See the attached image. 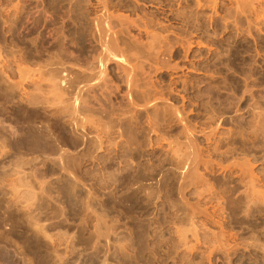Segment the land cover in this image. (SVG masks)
<instances>
[{"label":"rangeland","instance_id":"obj_1","mask_svg":"<svg viewBox=\"0 0 264 264\" xmlns=\"http://www.w3.org/2000/svg\"><path fill=\"white\" fill-rule=\"evenodd\" d=\"M104 3L113 15L132 19L127 20L131 27L124 20L122 28L117 19L108 21V32L114 28L116 34L106 29L103 39L109 35L113 41L97 32L107 25L98 17ZM99 22L103 26L94 27ZM149 34L162 46V53L153 52L158 58L148 48ZM103 41L117 45L108 47ZM114 55L122 56L121 64ZM143 77L164 98L153 106L145 103ZM90 81L97 86L92 82L94 88L81 96L88 104L84 108L80 97L76 105L86 126L79 122L77 130L87 137L74 148L63 146L59 128L73 115L65 103L74 104L68 99L76 86ZM0 82V264H23L14 255L30 256L28 264H264V0H0ZM46 87L52 88L53 100ZM57 92L56 97L69 96L65 103L67 97L60 98L64 105L54 98ZM35 116L47 124L36 122ZM4 121L18 130L15 135ZM23 202L32 205L27 208Z\"/></svg>","mask_w":264,"mask_h":264},{"label":"bare ground","instance_id":"obj_2","mask_svg":"<svg viewBox=\"0 0 264 264\" xmlns=\"http://www.w3.org/2000/svg\"><path fill=\"white\" fill-rule=\"evenodd\" d=\"M103 1H104V0H103ZM101 2H102V1H101ZM98 4H100V3H98ZM107 5H108L107 3H104V4H103V8H102L103 10H102V11H105V13H104V12L102 13V11H101V13H102V14H105V15H101V13H100V15L102 16V17H101L100 15L97 14L98 17H100L99 19H101L100 21H102V19H103V20L105 19L106 21H104V22H106V24H107L109 20L112 21V19H113V20L117 19L116 21L119 23V26L122 28L124 22H125V25H124V26H126L127 23H128V21L130 22V21L132 20L131 17L128 18V17H127L126 15H124V14H121V15H120V14H119L120 12H119L118 14H119L120 16H124V17L120 18V16H118V15H116V14L113 15L112 12H110V11H109V8H108V7H110V5H109V6H107ZM98 6H99V5H98ZM111 6H112V5H111ZM117 9H118V8H117ZM124 9H125V8H124ZM98 10H99V9H98ZM118 10H119V9H118ZM113 12H114V11H113ZM122 13H123V12H122ZM125 16H126V17H125ZM93 17H94V16H93ZM98 17H97V18H98ZM95 18H96V17H95ZM127 18H128V19H127ZM136 18H137V17H136ZM136 18H135V19H136ZM92 19H93V18H92ZM99 19H97V20L99 21ZM129 19H131V20H129ZM138 19H139V18H138ZM93 20H95V19H93ZM124 20H125V21H124ZM127 20H128V21H127ZM139 20H140V19H139ZM139 20H137V21H138V22H141V21H139ZM91 21H92V20H91ZM111 21H110V22H111ZM123 21H124V22H123ZM134 21H135V20H133V22H134ZM92 22H93V21H92ZM110 22H109V23H110ZM131 22H132V21H131ZM135 22H136V21H135ZM95 23H97V22L94 21V24H95ZM102 23H103V22H102ZM102 23L99 22V23L96 24V26H94V27H97V25H99V26H98V28H99L100 25H102ZM143 23H144V25H145V22H143ZM147 23H148V22H147ZM91 24H93V23H91ZM130 24L133 25L132 23H129L128 25H130ZM103 25H104V27H103V28L101 27V28H102L101 32L98 31V30H100V29L97 30L98 33H102V36H101V34H98L99 36L102 37V39H103V32H102V31H104V30L106 31V29H107V32H108V28H109V24L105 25V24L103 23ZM103 25H102V26H103ZM128 25H127V26H128ZM131 25H130V27H131ZM136 25H137V23H136ZM136 25H135V27H138V26H136ZM140 25H142V23H141ZM105 26H106V28H105ZM111 27H114V25H112ZM115 27H116V26H115ZM139 27H140V26H139ZM141 27H142V26H141ZM92 28H93V26H92ZM104 28H105V29H104ZM132 28H133V27H132ZM143 28H144V26H143ZM143 28H142V31H144L145 29H147V27H146L144 30H143ZM109 29H110V28H109ZM113 29H114V28H113ZM113 29H112V32L115 33L116 29H114L115 31H113ZM127 29H128V27H127ZM127 29H126V33L128 32ZM137 29H138V28H137ZM117 30H118V29H117ZM120 30H121V29L119 28V31H120ZM55 31H56V30H55ZM61 32H62V31H61ZM107 32H105V33L107 34ZM109 32H110V30H109ZM109 32H108V33H109ZM146 32H147V30H145V33H146ZM148 32H149V31H148ZM148 32H147V33H148ZM105 33H104V34H105ZM114 33H111V32H110V34H112V35H113ZM117 33L120 34V32H118V31H117ZM126 33H125V34H126ZM93 34H94V32H93ZM115 34H116V33H115ZM127 34H128V33H127ZM139 34H140V33H139ZM91 35H92V34H91ZM117 35H118V34H117ZM122 35H123V34H122ZM149 35H150V37H152V38H151V40H150L151 42L149 41V42H150V46H148V48L150 47L149 49H153V50H152V53H153V52H154V53L161 52L162 50H160V48H161L162 46L160 45V43H159V44H156L155 41H156L157 39H156V40L154 39V38H156V37H154V36H156V35H155V34H154V35H153V34H149ZM151 35H153V36H151ZM61 36H62V35H61ZM95 36H96V35H95ZM99 36H98V38H100ZM105 36H106V35H104V39H105L106 37H108V40H107V41H109V39H110V41H113V40H114V38L112 39L109 35H107L106 37H105ZM118 36H119V35H118ZM161 37H162V36H161ZM164 37H165V36H164ZM65 38H66V37H65ZM122 38H124V37H122ZM157 38L161 39L160 36H158ZM62 39H63V37H62ZM102 39H101V40H102ZM104 39H103V40H104ZM115 39H116V38H115ZM126 39H127V38H126ZM134 39H135V38H134ZM152 39H154V41H153ZM159 39H158V40H159ZM64 40H65V39H64ZM95 40H97V39H95ZM129 40H130V39H129ZM163 40H164V39H163ZM165 40H166V38H165ZM99 41H100V40H99ZM105 41H106V39H105ZM105 41H103V43H105V44L107 43V44H106L107 46H108V43H109V44H111L112 47H114V48H115V46L117 45V43L119 42V41H117V39H116L117 43H116V42H105ZM124 41H125V40H124ZM127 41H128V40H127ZM95 42H96V41H95ZM101 42H102V41H101ZM122 42H123V41H122ZM122 42H121V43H122ZM152 42H153V43H152ZM154 42H155V43H154ZM163 42L165 43V41H163ZM163 42H161V44H162ZM97 43H98V42H97ZM103 43H102V46H103ZM113 43H115V44L113 45ZM157 43H158V42H157ZM33 44H34V43H33ZM124 44H125V43H124ZM131 44H132V43H131ZM146 44H147V43H146ZM153 44H154V45H153ZM106 45H105V46H106ZM132 45H133V44H132ZM140 45H142V43H141ZM143 45H144V44H143ZM155 45L157 46V48H158L159 45H160V48H158L157 51L154 49V48H155ZM162 45H163V44H162ZM63 46H64V45H63ZM65 46H66V45H65ZM102 46H101V47H102ZM107 46H106V47H107ZM144 46H145V45H144ZM144 46H143V47H144ZM106 47H105V48H106ZM108 47H110V45H109ZM112 47H111V48H112ZM145 47L147 48V45H146ZM58 48H59V47H58ZM103 48H104V47H103ZM146 48H145V50H146ZM157 48H156V49H157ZM62 49H63V48H62ZM139 49H140V48H139ZM149 49H148V50H149ZM60 50H61V49H60ZM65 50H66V49H65ZM108 50H110V49H108ZM121 50H123V49H121ZM121 50H120V51H121ZM124 50H125V49H124ZM137 50H138V49H137ZM143 50H144V49H143ZM145 50H144V51H145ZM148 50H147V53L149 52ZM159 50H160V51H159ZM14 51H15V50H14ZM102 51H103V50H102ZM102 51H101V52H102ZM112 51L115 52V51H117V49H116V50H115V49H114V50L112 49ZM42 52H43V51H42ZM68 52H70V51H68ZM106 52L108 53V51L105 50V53H106ZM110 52H111V51H110ZM117 52H118V51H117ZM117 52H116V54H117ZM123 52H124V51H123ZM135 52H136V51H135ZM34 53H35V52H34ZM107 53H106V54H107ZM111 53H112V52H111ZM120 53H121V52H120ZM126 53H127V52H126ZM152 53L150 52V54H152ZM154 53H153V54H154ZM161 53H162V52H161ZM161 53H160V54H161ZM38 54H39V51H38ZM62 54H63V53H62ZM70 54H71V53H70ZM118 54H119V53H118ZM121 54H122V53H121ZM132 54H133V53H132ZM132 54H130V56H132ZM137 54H139V51H138ZM150 54H149V56H150ZM12 55H13V54H12ZM64 55H65V54H64ZM112 55H113V54H112ZM134 55H135V54H134ZM134 55H133V56H134ZM157 55H158V54H157ZM162 55H163V54H162ZM55 56H56V54H55ZM66 56H67V55H66ZM71 56H72V55H70V57H71ZM109 56H110V55H109ZM109 56H108V57H109ZM114 56H115V55H114ZM118 56H119V55H118ZM118 56H115V57L118 58ZM122 56H123V54H122ZM122 56H121V57H122ZM130 56H129V58L131 59ZM149 56H148V57H149ZM154 56H155V58L157 57L155 54H154ZM164 56H165V54H164ZM46 57H47V56H46ZM57 57H58V56H57ZM75 57H76V56H75ZM100 57H102V54H101ZM111 57H112V56H111ZM121 57H120V58H121ZM127 57H128V56H127ZM127 57H126V58L124 57V58H125V59H128ZM137 57H138V56H137ZM151 57L154 58L153 55H152ZM8 58H9V57H8ZM102 58H103V57H102ZM116 58H115V59H116ZM120 58H118L119 60H117L118 63H119V61L121 60ZM149 58H150V57H149ZM155 58H154V60H156ZM157 58H158V57H157ZM168 58H169V57H168ZM58 59H59V58H58ZM58 59H57V60H58ZM143 59H144V58H143ZM146 59H147V58H146ZM161 59H162V58H161ZM161 59H160V61H161ZM4 60H5V59H4ZM45 60H46V59H45ZM49 60H50V59H49ZM51 60H52V59H51ZM72 60H73V59H72ZM101 60H104V59H101ZM157 60H158V59H157ZM164 60H165V59H164ZM166 60H167V59H166ZM22 61H23V60H22ZM60 61H61V60H60ZM97 61H98V60H97ZM114 61H115V60H114ZM123 61H124V60H123ZM17 62H18V61H17ZM50 62H52V61H50ZM70 62H71V61H70ZM101 62H102V61H101ZM127 62H129V61L127 60ZM133 62H134V61H133ZM136 62H137V61H136ZM154 62H155V61H154ZM162 62H163V61H162ZM164 62H165V61H164ZM44 63H45V62H44ZM64 63H65V62H64ZM83 63H84V62H83ZM95 63H96V62H95ZM99 63H100V62H99ZM102 63H103V65H104L105 62H102ZM115 63H116V62H115ZM130 63H131V62H130ZM137 63H138V62H137ZM167 63H168V62H167ZM16 64H17V63H16ZM25 64H26V63H25ZM27 64H28V63H27ZM52 64H53V63H52ZM61 64H62V63H61ZM61 64H60V65H61ZM86 64H87V63H86ZM120 64H121V61H120ZM131 64H133V63H131ZM4 65H5V64H4ZM7 65H8V64H7ZM49 65H50V64H49ZM53 65H54V64H53ZM66 65H67V64H66ZM135 65H136V64H135ZM139 65H140V64H139ZM165 65H166V64H165ZM15 66H19V67H21L20 65H15ZM22 66H23V65H22ZM28 66H29V65H28ZM28 66H27V67H28ZM54 66H55V65H54ZM69 66H70V65L68 64V67H69ZM73 66H74V65H73ZM73 66H72V67H73ZM82 66H83V65H82ZM117 66H118V64H117ZM119 66H121V65H119ZM24 67H25V66L22 67V70L26 68V67H25V68H24ZM37 67H38V66H37ZM37 67H36V68H37ZM45 67H46V66H45ZM45 67H44V68H45ZM59 67H60V66H59ZM59 67H58V68H59ZM78 67H79V66H78ZM93 67H94V66H93ZM123 67H124V66H123ZM127 67H128V66H127ZM132 67H133V65H132ZM132 67H131V68H132ZM16 68H18V67H16ZM28 68H29V67H28ZM28 68H27V69H28ZM30 68H31V67H30ZM36 68H34V70H35ZM38 68H41V67H38ZM44 68H42V69H44ZM47 68H48V66L46 67V69H47ZM52 68H54V67H52ZM61 68H62V66H61ZM80 68H82V67H80ZM87 68H88V67H87ZM96 68H97V67H96ZM121 68H122V67H121ZM135 68L137 69L136 66H135L133 69H135ZM148 68H150V66H148ZM2 69H3V68H2ZM9 69H10V68H9ZM14 69H15V68H14ZM54 69H56V68H54ZM70 69H71V68H70ZM75 69H76V68H75ZM77 69H79V68H77ZM98 69H99V68H98ZM122 69H123V68H122ZM128 69H129V68H128ZM128 69H125V70L127 71ZM139 69H140V68H139ZM139 69H138V70H139ZM142 69H144V68H142ZM142 69H141V71H142ZM151 69H152V68H151ZM155 69H156V68H155ZM7 70H8V69H7ZM16 70H17V69H16ZM31 70H32V69H31ZM39 70H40V69H39ZM44 70H45V69H44ZM65 70H66V69H65ZM73 70H74V69H73ZM84 70H86V69H84ZM88 70H89V69H88ZM101 70H102V69H101ZM18 71H19V69H18ZM18 71H17V72H18ZM23 71H24V70H23ZM27 71H28V70H27ZM63 71H64V70H63ZM79 71H80V69H79ZM79 71H78V72H79ZM98 71H99V70H98ZM102 71H103V70H102ZM102 71H100L101 74L104 73V72H102ZM105 71H106V70H105ZM118 71H119V70H118ZM123 71H124V70H123ZM126 71H125V73H126ZM133 71H134V70H133ZM136 71H137V70H136ZM19 72H21V71H19ZM29 72H31V71L29 70ZM29 72H26V73H29ZM33 72H34V73H37V72H35V71H33ZM51 72H52V71H51ZM60 72H61V71H60ZM66 72H67V71H66ZM69 72H70V71H69ZM71 72H72V71H71ZM80 72H83V71H80ZM92 72H93V71H92ZM94 72H95V70H94ZM128 72H129V71H128ZM128 72H127V73H128ZM137 72H138V71H137ZM139 72H140V71H139ZM2 73H3V72H2ZM13 73H14V71H13ZM26 73H24V74H26ZM38 73H40V72L38 71ZM41 73H42V72H41ZM41 73H40V75H41ZM43 73H44V72H43ZM57 73H58V72H57ZM62 73H63V72H62ZM88 73H89V72H88ZM95 73H96V72H95ZM95 73H93V74L95 75ZM100 73H99V74H100ZM125 73H124V74H125ZM127 73H126V74H127ZM129 73H130V72H129ZM132 73H133V72H132ZM147 73H148V71H147ZM154 73H155V72H154ZM7 74H8V73H7ZM19 74L24 75L23 72H22V73H19ZM31 74H32V73H31ZM50 74H51V73H50ZM69 74H70V73H69ZM73 74H75V72H74ZM82 74H83V73H82ZM91 74H92V73H91ZM91 74H90V77H91ZM93 74H92V75H93ZM97 74H98V73H97ZM99 74H98V75H99ZM106 74H107V72H106ZM126 74H125V75H126ZM130 74H131V73H130ZM130 74H129V75H130ZM133 74H134V73H133ZM133 74H131V75L133 76ZM136 74H137V73H136ZM136 74H134V75L136 76ZM144 74H145V73H144ZM144 74H143V75H144ZM1 75H2V74H1ZM42 75H43V74H42ZM51 75H52V74H51ZM56 75H57V74H56ZM66 75H67V74H66ZM77 75H78V74H77ZM104 75H105V73H104ZM104 75L102 74V75H100V76H101V77H105ZM140 75H141V74H140ZM143 75H142V76H143ZM148 75H149V74H148ZM150 75H151V72H150ZM150 75H149V76H150ZM152 75H153V73H152ZM33 76H34V75H33ZM60 76H61V73H60ZM60 76H59V78H60ZM62 76H63V75H62ZM64 76H65V75H64ZM73 76H74V75H73ZM126 76H128V75H126ZM138 76H139V75H138ZM8 77H9V76H8ZM27 77H28V75H27ZM27 77H26V78H27ZM29 77H31V76H29ZM53 77H55V76H53ZM57 77H58V76H57ZM57 77H56V78H57ZM66 77H67V76H66ZM69 77H70V76H69ZM86 77H87V76H86ZM106 77H107V76H106ZM1 78H3V77L1 76ZM6 78H7V77H6ZM21 78H22V77H21ZM24 78H25V77H24ZM31 78H32V77H31ZM38 78H39V76L37 77V79H38ZM41 78H42V77H41ZM41 78H40V79H41ZM44 78H45V76L43 77V79H44ZM67 78H68V77H67ZM74 78H76V77H74ZM77 78H79V77H77ZM98 78H99V77H98ZM107 78H108V77H107ZM125 78H126V77H125ZM128 78H129V77H128ZM134 78L136 79V77H134ZM134 78H133L132 80H133L134 82H136L137 80H135ZM139 78H140V77H139ZM146 78H147V77H143V79H142V81H143V82H142V86L146 88V89H144V91H143V92H144V95H145V93H146L145 96H147V98L145 97V99H146V102H145V103H146L147 105H149V102H150V106H153V105H155L154 102L157 101V103H158L160 100H162V99H164V98H163V97L161 98L162 94H160V90H159V92H158V91H157V88H156V89L154 88L155 86H153L152 81H151L149 78H148V79H146ZM12 79H13V78H12ZM19 79H20V78H19ZM40 79H39V80H40ZM48 79H49V78H48ZM48 79H47V80H48ZM82 79H83V77H82ZM87 79H88V78H87ZM95 79H96V78H95ZM95 79H94V81L96 82ZM105 79H106V78H105ZM121 79L123 80V78H121ZM126 79H127V78H126ZM1 80H2V79H1ZM13 80H14V79H13ZM13 80H12V81H13ZM17 80H18V78H17ZM22 80H23V79H22ZM26 80H28V78H27ZM32 80H33V79H32ZM39 80H38V81H39ZM41 80H42V79H41ZM53 80H54V78H53ZM64 80H65V79H64ZM66 80H67V79H66ZM97 80H98V82H99V79H97ZM107 80H108V79H107ZM138 80H139V79H138ZM8 81H9V80H8ZM18 81H20V80H18ZM59 81H60V80H59ZM62 81H63V79H62ZM75 81H77V80H75ZM78 81H79V80H78ZM94 81H92V82H94ZM100 81H101V79H100ZM102 81H103V78H102ZM109 81H110V80H109ZM109 81H108V82H109ZM127 81H128V80H127ZM14 82H15V81H14ZM14 82H12V84H15V86H16V84L19 85L18 82H17V83H14ZM23 82H25V81H23ZM33 82H34V81H33ZM33 82H32V83H33ZM40 82H41V81H40ZM43 82H44V81H43ZM57 82H58V81L55 82L56 85H57ZM82 82H83V81H82ZM82 82H81V83H82ZM90 82H91V81H90ZM92 82H91V83H86V82H85V84L82 83V84H83L82 86H81V85H80V86L77 85V86H76L77 89H76V87H75V89H76L75 91H76V92L72 94V96H73V95H74V96H73L72 98H71V96H70V97L68 96L69 99H68L67 96H65L67 93H66V94H63L65 97H64V96H61L62 94L60 95V93H59V97L57 96L59 99L56 97V95H57L58 92H59V91L57 90V88H58L59 86L61 87V85H57V88L55 89L56 91H58V92L55 94V96H54V98L56 99L57 103L60 102V98H61V97L63 98V100H64V98L67 97V98L65 99L64 103L67 101V99H68V100L72 99V101H73V103H74V104H71V105H70V101H68V102L65 103V104H68V106H69L68 109H69L70 107L73 109V111H71V113H72L73 115H71L70 112H69V114L72 116V117L70 118V122L68 121L70 124L68 123V125H67V124H66V125H64V124H63V125H60L59 133H58V131L56 130L57 133H58V137H59V139H60V142L63 144V146H64V145H66V146H67V145H70L71 147L74 148L75 146H77L76 144H78L77 141H84V139L87 137V136L85 137V134H83V135H84V136H83V135L77 130V129H79L78 126H79L80 124H82V127H81V128H83V127L85 126V124L83 125V122L81 123V122L79 121V119L81 118V116H80V115H77L78 110H77V106H76V105L78 104L77 102L80 103L79 99H80V97H81L82 95H84L83 92H87V93H88L90 88H94L95 85L97 86V83H95V82H94L95 84H94V86H93V85H92ZM104 82H106V81H104ZM128 82H130V81H128ZM134 82H133V84H134ZM137 82H138V81H137ZM139 82H140V80H139ZM0 83H1V82H0ZM20 83H22V81H20ZM37 83H38V82H37ZM50 83L53 84V82H50ZM59 83H61V81H60ZM69 83H70V82H69ZM69 83H68V84H69ZM71 83H74V82H71ZM112 83H113V82H112ZM140 83H141V82H140ZM2 84H3V83H2ZM23 84H24V83H23ZM27 84H28V83H27ZM38 84H39V83H38ZM41 84H42V83H41ZM48 84H49V83H48ZM99 84H100V83H99ZM99 84H98V85H99ZM104 84H105V83H104ZM109 84H110V83H109ZM125 84H126V83H125ZM128 84L131 86L130 83H128ZM133 84H132V85H133ZM20 85H21V84H20ZM33 85H34V84H33ZM49 85H50V84H49ZM49 85H48V86H49ZM53 85H54V84H53ZM53 85H52V87H53ZM63 85H64V84H63ZM63 85H62V86H63ZM65 85H66V84H65ZM71 85H72V84H71ZM74 85H75V84H74ZM105 85H106V84H105ZM105 85H104V86H105ZM110 85H111V84H110ZM113 85H116V84H113ZM126 85H127V84H126ZM134 85H135V88H136V89H135V88H134V89L137 90V86H138L137 83H135ZM1 86H2V85H1ZM6 86H7V85H6ZM23 86H24V85H23ZM31 86H32V85H31ZM46 86H47V85H46ZM50 86H51V85H50ZM9 87H10V86H9ZM43 87H45V86H43ZM54 87H56V86H54ZM69 87H70V86H69ZM100 87H101V86H100ZM100 87H99V88H100ZM13 88L15 89L14 85H13ZM17 88H18V87H17ZM17 88H16V89H17ZM19 88H20V87H19ZM41 88H42V87H41ZM97 88H98V87H97ZM110 88H111V87H110ZM116 88H118V87H116ZM116 88H115V89H116ZM131 88H132V87H131ZM23 89H25V88H23ZM44 89L47 90L48 87L43 88V90H44ZM59 89H60V91H61L62 88H59ZM140 89H141V88H140ZM9 90H10V89H9ZM11 90H12V88H11ZM30 90H32V89H30ZM30 90H29V91H30ZM46 90H44V91H46ZM48 90H49V91H48L49 93H48L47 91H46V92H47V94H49L48 96H51L50 91L52 90V88H51V89L49 88ZM90 90H91V89H90ZM100 90H101V89H100ZM104 90H105V89H104ZM104 90H103V91H104ZM108 90H109V89H108ZM116 90H117V89H116ZM130 90H131V89H130ZM142 90H143V89H142ZM13 91H14V90H13ZM16 91H17V90H16ZM18 91H19V90H18ZM21 91H22V90H21ZM39 91H40V90H38V92H39ZM56 91H55V92H56ZM62 91H64V90H62ZM101 91H102V90H101ZM106 91H107V90H106ZM109 91H110V90H109ZM109 91H108V92H109ZM30 92H32V91H30ZM36 92H37V90H36ZM40 92H41V91H40ZM40 92H39V93H40ZM42 92H43V91H42ZM53 92H54V89H53ZM55 92H54V93H55ZM65 92H66V91H65ZM92 92H93V90H92ZM116 92H117V91H116ZM126 92H127V91H126ZM126 92H125V93H126ZM135 92H136V94L138 93L137 91H135ZM143 92H142V93H143ZM20 93H21V92H20ZM32 93H33V92H32ZM32 93H31V94H32ZM54 93H53L52 95H54ZM61 93H63V92H61ZM87 93H86V94H87ZM97 93H98V92H97ZM100 93H101V92H100ZM125 93H124V94H125ZM132 93H133V90H132ZM17 94H18V93H17ZM41 94H42V93H41ZM44 94H45V93H44ZM89 94H90V93H89ZM89 94H88V95H89ZM111 94H112V92H111ZM122 94H123V93H122ZM122 94H120V95H122ZM129 94H131V93H129ZM10 95H11V93H10ZM21 95H22V94H21ZM88 95H87V96H88ZM95 95H96V94H95ZM95 95H94V97H95ZM101 95H102V94H101ZM138 95H139V94H138ZM18 96H19V95H18ZM25 96H26V95H25ZM25 96H24V97H25ZM39 96H40V95H39ZM42 96H43V94L41 95V97H42ZM102 96H103V95H102ZM104 96H105V95H104ZM104 96H103V97H104ZM127 96H128V95H127ZM139 96H141V95H139ZM142 96H143V95H142ZM142 96H141V97H142ZM22 97H23V96H22ZM84 97H85V96H84ZM96 97H97V96H96ZM98 97H99V96H98ZM103 97H102V98H103ZM105 97H106V96H105ZM130 97H131V96H130ZM46 98H47V96H46ZM48 98H49V97H48ZM48 98H47V99H48ZM51 98H52V96H51ZM51 98H50V99H51ZM81 98H83V97H81ZM99 98H100V97H99ZM122 98H123V97H122ZM21 99H22V98H21ZM41 99H42V98H41ZM84 99H85V98H83V100H84ZM109 99H111V98H109ZM128 99H129V98H128ZM128 99H127V101H128ZM143 99H144V98H143ZM145 99H144V100H145ZM44 100H45V99H44ZM51 100H53V98H52ZM58 100H59V101H58ZM63 100H61V102H60V104H62V105H64V104H63ZM90 100H91V98H90ZM96 100H97V99H95V101H96ZM106 100H107V99H106ZM16 101H17V100H16ZM23 101H24V100H23ZM46 101H47V100H46ZM48 101H49V100H48ZM48 101H47V102H48ZM54 101H55V100H54ZM54 101H52V102H54ZM97 101H98V100H97ZM41 102H42V101H41ZM43 102H44V101H43ZM81 102H82V100H81ZM125 102H126V101H125ZM131 102H132V101H131ZM133 102H134V101H133ZM147 102H148V103H147ZM161 102H162V101H161ZM45 103H46V102H45ZM71 103H72V102H71ZM82 103H83V102H82ZM86 103L88 104V101L86 102V99H85V102H84L85 106H84V108L86 107ZM99 103H100V102H99ZM129 103H130V102H129ZM38 104H39V103H38ZM47 104H48V103H47ZM52 104H53V103H52ZM55 104H56V102H55ZM55 104H53V105H55ZM58 104H59V103H58ZM92 104H93V103H92ZM127 104H128V103H127ZM130 104H131V103H130ZM130 104H129V105H130ZM151 104H152V105H151ZM160 104H161V103H160ZM1 105H2V104H1ZM49 105H50L49 107H52L51 104H49ZM56 105H57V104H56ZM62 105H61V106H62ZM72 105H73V106H72ZM80 105H82V104H80ZM80 105H79V106H80ZM102 105H103V104H102ZM134 105H135V104H134ZM143 105L146 106L145 104H143ZM8 106H9V105H8ZM16 106H18V105H16ZM44 106H46V105H44ZM79 106H78V107H79ZM88 106H89V105H88ZM135 106H137V104H136ZM135 106H134V107H135ZM160 106H161V105H160ZM39 107H40V106H39ZM62 107H63V106H62ZM66 107H67V106H66ZM66 107H64V109H65ZM80 107H81V106H80ZM90 107H92V106H90ZM96 107H97V106H96ZM96 107H95V108H96ZM131 107H132V106H131ZM2 108H3V107H2ZM19 108H20V107H19ZM55 108H56V109L59 108V105H58V107H57V106H54V110H55ZM60 108H61V107H60ZM98 108H99V106H98ZM111 108H112V106H111ZM146 108H147V107H146ZM64 109H63V110H64ZM92 109H93V108H92ZM133 109H134V108H133ZM46 110H47V109H46ZM52 110H53V108H52ZM52 110H51V111H52ZM90 110H91V109H90ZM101 110H102V107H101L100 111H101ZM107 110H108V109H107ZM124 110H125V109H124ZM22 111H23V110H22ZM60 111H61V113H62V108H61ZM66 111H67V108L64 110V112H66ZM68 111H70V110H68ZM82 111H83V110H82ZM95 111H96V110H95ZM103 111H104V110H103ZM49 112H50V111H49ZM64 112H63V113H64ZM97 112H98V111H97ZM24 113H25V112H24ZM53 113H54V111H53ZM53 113H52V114H53ZM55 113H57V112H55ZM66 113H67V112H66ZM66 113H65V114H66ZM108 113H109V112H108ZM119 113H120V112H119ZM123 113H124V112H123ZM32 114H33V113H32ZM39 114H40V113H39ZM114 114H115V113H114ZM8 115H9V114H8ZM15 115H16V114H15ZM53 115H55V114H53ZM53 115H52V116H53ZM85 115H86V114H85ZM94 115H95V114H94ZM100 115H101V114H100ZM117 115H118V114H117ZM132 115H133V114H132ZM6 116H7V115H6ZM77 116H80V118L77 117ZM83 116H84V115H83ZM123 116H124V115H123ZM126 116H127V115H126ZM128 116H129V115H128ZM24 117H25V116H24ZM62 117H64V115H62ZM67 117H68V116H67ZM87 117H88V116H87ZM116 117H117V116H116ZM124 117H125V116H124ZM129 117H130V116H129ZM133 117H134V116H133ZM2 118H3V117H2ZM11 118H12V117H11ZM30 118H33V116H32V117L29 116V120H30ZM34 118H35V121H36V120H37V119H36V116H35ZM78 118H79V119H78ZM82 118H83V117H82ZM82 118H81V119H82ZM84 118H85V117H84ZM125 118H126V117H125ZM48 119H49V118H48ZM64 119H65V118H64ZM87 119H88V118H86V120H87ZM90 119H92V117H91ZM119 119L121 120L120 117H119ZM122 119H123V118H122ZM131 119H132V118H131ZM0 120H1V119H0ZM51 120H52V122H53V118H52ZM56 120L59 121L60 119H59V120L56 119ZM83 120H84V119H83ZM93 120H94V119H93ZM93 120H92V121H93ZM120 120H119V121H120ZM7 121H8V120H7ZM32 121H33V120H32ZM32 121H31V122H32ZM37 121H38V120H37ZM37 121H36V122H37ZM39 121H40V122H39ZM39 121H38V123H41V120H39ZM48 121H49V120H48ZM54 121H55V120H54ZM88 121H89V119L87 120L86 123H89ZM126 121H127V120H126ZM181 121H182V120H181ZM4 122H5V121H4ZM27 122H29V121L27 120ZM66 122H67V121H66ZM66 122H64V123H66ZM79 122H80V124H79ZM98 122H99V121H98ZM98 122H97V123H98ZM129 122H130V121H129ZM131 122H132V121H131ZM5 123H6V122H5ZM9 123H10V122H9ZM33 123H34V122H33ZM56 123H57V122L55 121V124H56ZM90 123H91V122H90ZM95 123H96V121H95ZM95 123H94V124H95ZM119 123H120V122H119ZM6 124H7V123H6ZM28 124H30V122H29ZM41 124H44V123L42 122ZM45 124H47V123H45ZM45 124H44V125H45ZM49 124H51L50 121H49L48 125H49ZM53 124H54V123H53ZM59 124H60V123H59ZM0 125H1V124H0ZM7 125H9V124H7ZM24 125H25V124H24ZM34 125H35V124H34ZM36 125L39 126L38 124H36ZM44 125H43V126H44ZM56 125H57V124H56ZM97 125H98V124H97ZM3 126H4V125H3ZM30 126H31V125H30ZM46 126H47V125H46ZM67 126H69V128H67ZM28 127H29V125H28ZM39 127H40V126H39ZM44 127H45V126H44ZM48 127H50V126H48ZM48 127H47V128H48ZM54 127H55V126H54ZM56 127H57V126H56ZM70 127H71V128H70ZM29 128H30V127H29ZM40 128H41V127H40ZM45 128H46V127H45ZM51 128H52V127H50V131H51V132L54 131L55 128H53V130H52ZM85 128H86V126H85ZM105 128H106V130H108L107 127H105ZM3 129H4V128H3ZM6 129L9 130V132H10L12 135H15L16 132L18 131V130L16 131V128H15L14 126H12V124L9 125V126H7ZM56 129H57V128H56ZM7 130H6V131H7ZM28 130H29V129H28ZM83 130H84V129H83ZM96 130H97V128H96ZM104 130H105V129H104ZM31 131H32V128H31ZM31 131L29 130L30 135L33 133V132L31 133ZM85 131H86V130H85ZM85 131H83V132H85ZM87 131H88V130H87ZM119 131L121 132V130H119ZM184 131H185V130H184ZM4 132H5V131H4ZM22 132H23V131H22ZM46 132H47V131H46ZM54 133H55V131H54ZM54 133H53V134H54ZM85 133H86V132H85ZM108 133H109V131H108ZM122 133H123V132H122ZM185 133H186V132H185ZM8 134H9V133H8ZM11 134H10V135H11ZM17 134H18V133H17ZM36 134H37V133H36ZM50 134H51V133H50ZM96 134H97V133H96ZM103 134H105V133H103ZM125 134H126V133H125ZM188 134H189V133H188ZM12 135H11V136H12ZM34 135H35V133H34ZM34 135H33V136H34ZM42 135H43V134H42ZM97 135H98V134H97ZM106 135H108V134H106ZM117 135H118V134H117ZM127 135H128V134H127ZM189 135H190V134H189ZM16 136H17V135H16ZM39 136H40V135H39ZM39 136H38V134H37V139H38ZM50 136H51V135H50ZM54 136H55V135H54ZM92 136H93V135H92ZM92 136H90V137H92ZM120 136H122V135H120ZM13 137H15V136H13ZM18 137H19V136H18ZM55 137H56V136H55ZM55 137H52V138L56 139ZM103 137H104V136H103ZM129 137H130V136H129ZM35 138H36V137H35ZM41 138H42V137H41ZM41 138H40V139H41ZM186 138H187V137H186ZM3 139H4V138H3ZM49 139H50V138H49ZM14 140H15V139H14ZM17 140H18V139H17ZM26 140H27V139H26ZM42 140H43V139H42ZM42 140H41V141H42ZM86 140H88V139H86ZM89 140H90V139H89ZM190 140H191V138H190ZM53 142H56V140L53 141ZM58 142H59V141H58ZM58 142H57V144L54 143L55 145H57V147L59 146V145H58ZM87 142H88V141H87ZM40 143H41V142H40ZM82 143H83V142H82ZM0 144H2V143H0ZM62 144H61V145H62ZM5 145H6V144H5ZM5 145H4V146H5ZM38 145H41V144H38ZM61 145L59 146L60 148L62 147ZM80 145H81V144H80ZM83 145H84V144H83ZM1 146H3V145H1ZM1 146H0V147H1ZM3 148H4V147H3ZM60 148H59V149H60ZM77 148H78V147H77ZM80 149H81V146H80ZM0 150H1V149H0ZM54 150H56V149H54ZM62 150H63V152H65V151H67V150L70 151L69 149L65 150V148L62 149ZM64 150H65V151H64ZM77 150H79V149H77ZM60 151H61V150H60ZM68 151H67V152H68ZM55 152H56V151H55ZM0 153H2V152H0ZM3 153H4V152H3ZM58 153H59V152H58ZM65 153H66V152H65ZM72 153H74V152H72ZM72 153H71V154H72ZM4 154H5V153H4ZM35 154H36V153H35ZM40 154H41V153H40ZM61 154H62V153H61ZM71 154H70V155H71ZM20 155H21V154H20ZM37 155H38V154H37ZM45 155H46V154H45ZM45 155H44V156H45ZM59 155H60V154H59ZM72 155H73V154H72ZM191 155H192V154H191ZM21 156H22V155H21ZM31 156H32V155H30V157H31ZM57 156H58V155H57ZM0 157H1V156H0ZM18 157H19V156H18ZM24 157H25V156H24ZM30 157H29V158H30ZM45 157H46V156H45ZM48 157H49V156H48ZM54 157H56V156H54ZM58 157H59V159H57ZM58 157L55 158V159H57L58 162H60V160L62 161V159H60V158H62V156H58ZM68 157H69V156H68ZM84 157H85V156H84ZM192 157H193V156H192ZM194 157H195V156H194ZM196 157H197V156H196ZM196 157H195V158H196ZM15 158H16V157H15ZM22 158H23V157H22ZM34 158H35V157H34ZM41 158H42V157H41ZM49 158H50V157H49ZM184 158H185V157H184ZM19 159H20V158H19ZM30 159H31V158H30ZM52 159H54V158H52ZM55 159H54V161H55ZM67 159H68V158H67ZM198 159L201 160L200 158H198ZM198 159H196V160H198ZM21 160H22V159H21ZM25 160H26V159H25ZM33 160H34V159H33ZM63 160H64V159H63ZM182 160H183V159H182ZM199 160H198V161H199ZM6 161H7V160H6ZM23 161H24V159H23ZM26 161H27V160H26ZM38 161H39V160H38ZM40 161H41V160H40ZM42 161H43V159H42ZM66 161H67V160H66ZM66 161H65V162H66ZM71 161H72V160H71ZM180 161H181V160H180ZM186 161H187V160H186ZM190 161H192V160H190ZM190 161H189V162H190ZM193 161H195V160L193 159ZM193 161H192V163H195V162H196V161H195V162H193ZM198 161H197V162H198ZM24 162H25V161H24ZM45 162H46V159H45ZM51 162H52V161H51ZM62 162H63V161H62ZM197 162H196V164L199 165V162H198V163H197ZM25 163H26V162H25ZM36 163H37V162H36ZM36 163H35V164H36ZM41 163H42V162H41ZM43 163H44V162H43ZM180 163H181V162H180ZM200 163H201V162H200ZM32 164H33V162H32ZM35 164H34V165H35ZM52 164H53V163H52ZM60 164H61V163H59V165H60ZM63 164H64V163H63ZM63 164H61V165H63ZM183 164H184V163H183ZM190 164H191V163H190ZM21 165H24V164H21ZM34 165H33V166H34ZM44 165H45V164H44ZM59 165L57 164V166H59ZM61 165H60V167H61ZM66 165H67V164H66ZM187 165H189V164H187ZM69 166H70V165H69ZM69 166H68V167H69ZM71 166H72V165H71ZM179 166H180V164H179ZM12 167H13V166H12ZM41 167H42V166H40V168H41ZM49 167H50V166H49ZM62 167H63V166H62ZM62 167H61L60 169H62ZM196 167H198V166H197V165H194V170H193V172H196ZM33 168H34V167H33ZM35 168H36V167H35ZM35 168H34V169H35ZM42 168H43V167H42ZM63 168H64V167H63ZM66 168H67V167L64 168V171L66 170ZM69 168H70V167H69ZM182 168H183V166H182ZM192 168H193V166H191V167L189 168V170L187 169V171H185V173H188V171H189V172L192 171V170H191ZM2 169H3V168H2ZM5 169H6V168H5ZM11 169H12V168H11ZM36 169H37V168H36ZM180 169H181V168H180ZM184 169H185V168H184ZM184 169H183V171H184ZM7 170H8V169H7ZM29 170H31V169H29ZM68 170H69V171H68ZM68 170H66V172H69V173H70V172H71L70 169H68ZM74 170H75V169H74ZM11 171H12V170H11ZM33 171H34V170H33ZM33 171H32V174L35 175V173H33ZM38 171H39V168H38ZM38 171H37V172H38ZM40 171H41V170H40ZM51 171H52V170H51ZM53 171H54V170H53ZM19 172H21V171H19ZM19 172H18V173H19ZM29 172H30V171H29ZM29 172H28V174H29ZM37 172H36V173H37ZM60 172H61V171H60ZM66 172H65V173H66ZM193 172H192V173H193ZM12 173H13V172H12ZM18 173H17V174H18ZM24 173H25V172H24ZM43 173H44V171H43ZM63 173H64V172H63ZM63 173H61V174H63ZM179 173H180V172H179ZM185 173H184L183 175H185ZM7 174H8V173H7ZM14 174H15V173H14ZM19 174H21V173H19ZM19 174H18V175H19ZM30 174H31V173H30ZM46 174H47V173H46ZM52 174H53V173H52ZM58 174H59V173H58ZM66 174H67V173H66ZM71 174H72V173H71ZM71 174L69 175V177L72 176ZM74 174H75V173H74ZM74 174H73V175H74ZM9 175H10V174H9ZM18 175H17V176H18ZM56 175H57V174H56ZM67 175H68V174H67ZM177 175H178V174H177ZM187 175H188V174H187ZM187 175H186V177H187ZM189 175H190V174H189ZM15 176H16V175H15ZM17 176H16V177H17ZM29 176H30V175H29ZM36 176H37V175H36ZM39 176H40V175H39ZM44 176H45V175H44ZM52 176H55V174L52 175ZM59 176H60V175H59ZM84 176H85V175H84ZM16 177H15V178H16ZM20 177H22V176L20 175ZM46 177L48 178L49 176H46ZM55 177H56V176H55ZM55 177H54V178H55ZM57 177H58V176H57ZM64 177H65V176H64ZM74 177L78 178L77 175L74 176ZM74 177H72V178H73L72 180L74 181V179H75V182H76L77 179L74 178ZM5 178H6V177H5ZM10 178H11V177H10ZM13 178H14V177H13ZM30 178H31V176H30ZM39 178H41V177H39ZM42 178H43V177H42ZM54 178H53V179H54ZM84 178H85V177H84ZM180 178H182V177H180ZM183 178H185V176H183ZM31 179H32V178H31ZM33 179H34V178H33ZM78 179H80V178H78ZM4 180H5V179H4ZM11 180H12V179H11ZM13 180H14V179H13ZM40 180H41V179H40ZM43 180H44V179H43ZM57 180H59V179H57ZM63 180H64V179H63ZM68 180H69V179H68ZM80 180H81V179H80ZM184 180L186 181V179H184ZM184 180H183V181H184ZM21 181H22V180H21ZM24 181H25V180H24ZM37 181H38V180H37ZM41 181H42V180H41ZM41 181H39V183H38V182H37V183L35 182V183L37 184V186H38V184L41 185V184H40ZM44 181H47V180L45 179ZM44 181H42V182H44ZM48 181H50V180H48ZM48 181H47V183H48ZM55 181H56V180H55ZM61 181H62V180H61ZM82 181H83V180H82ZM185 181H184V182H185ZM187 181H188V180H187ZM2 182H3V181H2ZM12 182H13V181H12ZM15 182H16V181H15ZM53 182H54V181H53ZM57 182H58V181H57ZM86 182H87V181H86ZM6 183H8V182H6ZM21 183H22V182H21ZM47 183L45 182V184H47ZM54 183H55V182H54ZM81 183H84V182H81V181H80V184H81ZM87 183H88V182H87ZM179 183H180V181H179ZM42 184L44 185V183H42ZM59 184H61L60 181H59ZM65 184H66V183H65ZM74 184H75V183H74ZM84 184H85V183H84ZM181 184H182V182L180 183V185H181ZM184 184H185V183H184ZM3 185H4V184H3ZM19 185H20V184H19ZM19 185H18V186H19ZM25 185H26V183H25ZM30 185H31V184H30ZM48 185H49V184H48ZM71 185H72V183H71ZM78 185H79V184H78ZM8 186L10 187V185H8ZM8 186H7V187H8ZM26 186H28V185H26ZM41 186H42V185H41ZM44 186H45V185H44ZM52 186H54V185H52ZM66 186H67V185H66ZM83 186L85 187V185H83ZM83 186H82V187H83ZM181 186H182L183 188H185L183 184H182ZM12 187L14 188V185H13ZM12 187H11V188H12ZM16 187H17V186H16ZM20 187H23V185H22V186H19V188H16V189L18 190V189H20ZM38 187H39V186H38ZM48 187H50V186H48ZM48 187H47V188H48ZM67 187H68V186H67ZM75 187H76V186H75ZM77 187H78V186H77ZM182 187H181V188H182ZM5 188H6V187H5ZM27 188H29V187H27ZM27 188H26V189H27ZM87 188H88V187H87ZM23 189H24V188H23ZM38 189H39V188H38ZM40 189H41V187H40ZM43 189H45V187H44ZM51 189H52V188H51ZM54 189H55V188H54ZM74 189H75V188H74ZM8 190H10V189H8ZM21 190H22V188L20 189V191H21ZM27 190H28V189H27ZM30 190H32V189H30ZM49 190H50V189H49ZM49 190L47 189V191H49ZM72 190H73V189H72ZM76 190H77V188H76ZM80 190H81V189H79V191H80ZM12 191H13V190H12ZM22 191H23V190H22ZM28 191H29V190H28ZM44 191H45V190H43V193H45ZM55 191H56V190H55ZM55 191H54V192H55ZM85 191H87V190H85ZM8 192H10V191H8ZM83 192H84V191H83ZM87 192H90V191H87ZM2 193H3V192H2ZM13 193L15 194V193H17V192L14 191ZM13 193H10V194H13ZM18 193H19V191H18ZM18 193H17V194H18ZM38 193H40V192H38ZM47 193H48V192H47ZM58 193H59V192H58ZM71 193H72V192H71ZM10 194H9V195H10ZM19 194H20V193H19ZM26 194H27V193H26ZM30 194H32V193H30ZM30 194H29V195H30ZM34 194H35V193H34ZM45 194H46V193H45ZM45 194H43V195H45ZM48 194H49V193H48ZM50 194H52V193L50 192ZM74 194H76V193H74ZM1 195H2V194H1ZM5 195H6V194H5ZM9 195H8V196H9ZM38 195H39V194H38ZM57 195H58V194H57ZM57 195H56V198H59V195H58V197H57ZM70 195H71V194H70ZM10 196H11V195H10ZM25 196H26V195H25ZM36 196H37V195H36ZM12 197H13V196H12ZM14 197H16V196H14ZM22 197H23V196H22ZM29 197H31V196H29ZM29 197H28V198H29ZM43 197H44V196H43ZM43 197H42V198H43ZM46 197H47V196H46ZM48 197H49V195H48ZM48 197H47V198H48ZM52 197H53V195L51 196V198H52ZM28 198H27V199H28ZM39 198H41V196H39ZM54 198H55V197H54ZM76 198H77V196H76ZM9 199H10V198H9ZM19 199H21V198H19ZM31 199H32V198H31ZM35 199H36V197L34 198V196H33V201H34ZM4 200H5V199H4ZM16 200H17V199H16ZM21 200H22V199H21ZM41 200H42V199H41ZM50 200H51V199H50ZM54 200H55V199H54ZM54 200H53V201L51 200V201H52L51 203L54 204V203L57 202L56 200H55V202H54ZM61 200H62V199H61ZM87 200H88V197H87ZM0 201H1V200H0ZM13 201H14V200H13ZM26 201H27V200H26ZM31 201H32V200H31ZM36 201H38V199H37ZM44 201H45V200H44ZM47 201H48V200H47ZM72 201H73V200H72ZM76 201H77V200H76ZM79 201H80V200H79ZM15 202H16V201H15ZM29 202H30V201H29ZM87 202H88V201H87ZM9 203H10V202H9ZM23 203H24V202H23ZM27 203H28V202H26V204H27ZM35 203H36V202H35ZM63 203H64V202H63ZM0 204H1V203H0ZM26 204L24 203V205H23V204H22V205L25 206ZM33 204H34V203H33ZM57 204H58V203H57ZM59 204H60V203H59ZM59 204H58V206H59ZM87 204H88V203H87ZM10 205H11V204H10ZM17 205H19V204H17ZM20 205H21V204H20ZM28 205L31 206L32 204L30 203V204H28ZM28 205H26V207H27ZM35 205H36V204H35ZM39 205H41V204L39 203ZM43 205H44V204H43ZM45 205H46V204H45ZM60 205H61V204H60ZM76 205H77V204H76ZM76 205H75V206H76ZM55 206H56L57 209L61 207V206H60V207H57V205H55ZM64 206H65V205H64ZM77 206H78V205H77ZM79 206H80V205H79ZM81 206H82V205H81ZM86 206H87V205H86ZM4 207H5V205H4ZM13 207H14V206H13ZM49 207H50V205H49ZM49 207H48V208H49ZM62 207H63V205H62ZM65 207H66V206H65ZM7 208H8V207H7ZM14 208H15V207H14ZM16 208H17V206H16ZM27 208H28V207H27ZM38 208H39V206H38ZM88 208H89V207H88ZM3 209H4V208H3ZM18 209H19V208H18ZM23 209H24V208H23ZM29 209H30V207H29ZM29 209H28V210H29ZM52 209H53V208H52ZM1 210H2V209H1ZM15 210H16V209H15ZM47 210H48V209H47ZM85 210L87 211L88 209L86 208ZM9 211H10V210H9ZM11 211H12V209H11ZM23 211H24V210H23ZM32 211H33V210H32ZM5 212H6V211H5ZM5 212H3V213H5ZM7 212H8V211H7ZM18 212H19V211H18ZM18 212H16V213H18ZM26 212H29V211H26ZM30 212H31V210H30ZM84 213H86V212H84ZM1 214H2V213H1ZM6 214H7V216H8L9 213H6ZM29 214H30V213H29ZM26 215H27V214H26ZM26 215H25V216H26ZM31 215H32V214H30V216H31ZM0 216H1V215H0ZM30 216H29V217H30ZM15 217H16V216H15ZM20 217H21V216H20ZM27 217H28V216H27ZM29 217H28V220H29ZM6 218H7V217H6ZM6 218H4V219H6ZM21 218H22V217H21ZM25 218H26V217H25ZM31 218H32V217H31ZM4 219H3V220H4ZM32 219H33V218H32ZM34 219H35V218H34ZM0 220H1V219H0ZM19 220H20V219H19ZM28 220H27V221H28ZM4 221H5V220H4ZM10 221H11V220H10ZM10 221H9V222H10ZM84 221H85V220H84ZM7 222H8V220H7ZM12 222H13V221H12ZM14 222H15V221H14ZM23 222H24V221H23ZM34 222H36V221H34ZM18 223H19V222H18ZM24 223H25V222H24ZM29 223H32V222H31V219L29 220ZM3 224H4V223H3ZM7 224H8V223H7ZM9 224H10V223H9ZM11 224H12V223H11ZM33 224H34V223H33ZM13 225H14V224H13ZM13 225H12V226H13ZM18 226H19V225H18ZM21 226H22V225H21ZM21 226H20V227H21ZM18 228H19V227H18ZM18 228H17V229H18ZM24 228H25V227H24ZM9 229H11V228H9ZM14 229H15V228H14ZM21 229H22V228H21ZM15 231H16V230H15ZM25 231H26V230H25ZM8 232L10 233V231H8ZM12 233H13V232H12ZM20 233H21V232H20ZM18 234H19V233H18ZM1 235H2V234H1ZM20 235H21V234H20ZM1 238H2V237H1ZM1 238H0V239H1ZM33 242H34V241H33ZM1 244H2V243H1ZM20 248H21V247H20ZM10 249H11V248H10ZM31 249H32V248H31ZM13 250H15V249H13ZM8 251H9V250H8ZM12 254H13V253H12ZM14 254H15V252H14ZM10 255H11V254H10ZM6 256H7V255H6ZM14 257H15L16 259H18L19 262H21V263L24 264L30 256H28V258H26V257H23L22 255H20V256H18V255H17V256L14 255L13 258H14ZM2 258H3V262H4V259H6V258H4L3 256H2ZM10 258H11V262H12V256H11V257H10V256H9V257L7 256V259H9V260H8L9 262H10ZM30 260H31V258L28 260V262H29ZM32 260H33V259H32ZM32 260H31V261H32ZM31 261H30V262H31ZM6 262H7V261H6ZM26 263H27V262H26ZM26 263H25V264H26ZM6 264H7V263H6ZM16 264H17V263H16ZM27 264H28V263H27ZM33 264H34V263H33ZM36 264H37V263H36Z\"/></svg>","mask_w":264,"mask_h":264}]
</instances>
